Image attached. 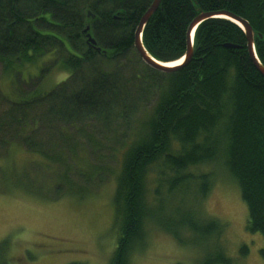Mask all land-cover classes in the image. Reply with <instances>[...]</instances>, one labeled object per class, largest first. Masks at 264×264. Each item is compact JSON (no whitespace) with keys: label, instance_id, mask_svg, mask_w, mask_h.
I'll use <instances>...</instances> for the list:
<instances>
[{"label":"trees","instance_id":"trees-1","mask_svg":"<svg viewBox=\"0 0 264 264\" xmlns=\"http://www.w3.org/2000/svg\"><path fill=\"white\" fill-rule=\"evenodd\" d=\"M151 2L0 0L3 71L34 64L50 54L37 77L67 73L36 96L29 97L34 88L20 94L19 100L1 94L7 107L0 112V132H6L0 134V146L7 149L28 126L33 132L52 114L63 115L68 122L79 117H101L107 122L108 115L112 122L127 120L113 195L119 231L107 264H131L133 254L146 243L147 223L180 245H197L200 239L209 258L199 264H231L223 248L213 242L222 223L204 220L192 208L180 213L168 204L167 193L190 189V183L204 196L208 176L193 178L186 170L218 156L247 207V230L262 236L259 253L264 256V76L248 54L245 33L228 19H205L194 31L190 60L163 72L142 62L133 46L135 27ZM219 10L248 21L257 58L264 66V0H160L143 28V45L159 61L177 60L186 51L193 18ZM87 32L95 46L86 42ZM138 84L145 86L140 90ZM45 103L48 108L37 113L36 107ZM22 140L33 145L30 136L22 134ZM152 166L173 174L166 194H159V186L149 189L147 174ZM67 174L66 170L62 177ZM188 232L190 237L183 239ZM245 251L242 246L240 252Z\"/></svg>","mask_w":264,"mask_h":264},{"label":"rangeland","instance_id":"rangeland-1","mask_svg":"<svg viewBox=\"0 0 264 264\" xmlns=\"http://www.w3.org/2000/svg\"><path fill=\"white\" fill-rule=\"evenodd\" d=\"M51 57L47 54L34 64L15 65L8 71L0 63V112L7 107L1 94L19 100L20 94L34 88L32 97L66 78V72L56 71L37 77ZM139 86L141 90L145 84ZM148 102L152 103L151 96ZM47 108L45 103L35 110L40 113ZM135 108L140 111V103ZM107 119L110 122L101 117L70 118L68 122L63 115L52 114L33 132L30 125L22 133L30 136L33 145L23 142L20 132V143L12 142L7 149L0 146V264H107L119 231L113 195L121 138L129 128L126 119L112 122L110 115ZM216 159L186 170L193 178L208 176L204 196L190 183V189L167 193L168 204L180 213L192 208L204 220L222 223L218 239L212 241L223 248L231 264H264L259 253L262 236L247 230V207L237 182L220 157ZM172 175L152 166L147 174L149 189L159 186V194H166ZM146 230L144 248L133 254L131 264H199L209 258L200 239L197 245H180L153 224L147 223ZM186 235L182 238H189L190 232Z\"/></svg>","mask_w":264,"mask_h":264},{"label":"water","instance_id":"water-1","mask_svg":"<svg viewBox=\"0 0 264 264\" xmlns=\"http://www.w3.org/2000/svg\"><path fill=\"white\" fill-rule=\"evenodd\" d=\"M160 0H152L151 4L146 8V10L143 12V14L140 16L137 26L134 30V39H133V46L141 58L142 62H144L147 66L163 71V72H169L174 70L175 68L181 66L182 64L186 63L190 60L192 57V51H193V34L196 29V27L205 19L211 18V17H222L225 19H228L235 24H237L245 33L246 39H247V50L248 54L256 67V69L264 76V66L261 64L259 59L257 58L255 48H254V31L251 27V25L248 23L247 20L244 18L233 14L231 12H228L226 10H219V11H210V12H202L195 16L193 20L190 22L188 28H187V45H186V51L185 55L183 56L182 61L180 64L175 65H167L166 62L159 61L155 59L153 56H151L147 50L145 49L143 42H142V32L145 24L153 14V12L156 10L157 6L159 5ZM88 29V26L86 27ZM86 42L90 45L95 46V40L91 36L90 32L86 33ZM226 46H231V44H225ZM96 50L100 51V48L96 46Z\"/></svg>","mask_w":264,"mask_h":264},{"label":"bare ground","instance_id":"bare-ground-1","mask_svg":"<svg viewBox=\"0 0 264 264\" xmlns=\"http://www.w3.org/2000/svg\"><path fill=\"white\" fill-rule=\"evenodd\" d=\"M208 27V26H207ZM136 28V27H135ZM91 32V31H90ZM20 44V43H19ZM164 49V48H163ZM185 55V53L183 54V56ZM183 56L182 57H180L179 59H177V60H174V61H170V62H166V64L167 65H175V64H180L181 63V61H182V59L181 58H183ZM262 64V63H261ZM263 65V64H262ZM154 136V135H153ZM209 155V154H208ZM185 158V157H184ZM112 164V163H111Z\"/></svg>","mask_w":264,"mask_h":264}]
</instances>
